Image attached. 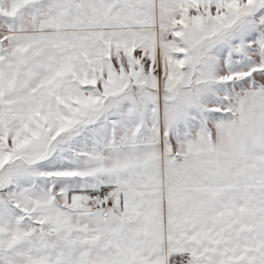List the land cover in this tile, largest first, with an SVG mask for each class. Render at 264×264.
I'll use <instances>...</instances> for the list:
<instances>
[{
    "label": "snow or ice",
    "instance_id": "snow-or-ice-1",
    "mask_svg": "<svg viewBox=\"0 0 264 264\" xmlns=\"http://www.w3.org/2000/svg\"><path fill=\"white\" fill-rule=\"evenodd\" d=\"M0 264H264V0H0Z\"/></svg>",
    "mask_w": 264,
    "mask_h": 264
}]
</instances>
